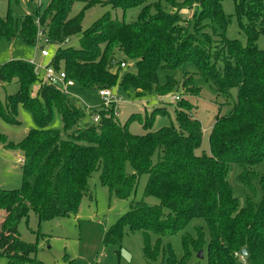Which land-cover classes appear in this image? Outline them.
<instances>
[{
    "label": "trees",
    "instance_id": "trees-1",
    "mask_svg": "<svg viewBox=\"0 0 264 264\" xmlns=\"http://www.w3.org/2000/svg\"><path fill=\"white\" fill-rule=\"evenodd\" d=\"M17 1L6 0L8 5ZM80 1L50 0L43 11L36 9L35 17L25 16L20 29L7 9L0 18V40L20 38L36 44L35 18L42 26L49 18L43 34L57 46L49 66L63 70L81 90L118 87L123 93L154 92L159 98L180 89L184 96H197L198 76L219 95L235 90V102L227 115L215 117L209 155H198L201 125L182 93L171 104L175 120L171 127L151 132L156 117L169 115L164 109L144 117L132 115L120 125L113 107L92 111L91 116L100 115L99 122L80 126L84 112L36 77L31 64L11 61L0 66V86L18 85L15 94L6 96L5 107L0 102L1 120L19 125L21 106L35 125L18 143L0 134V146L19 152L23 160L20 188L0 189V258L6 264H41L35 260L36 245L20 240V222L30 212L39 223L75 215L82 199H91L88 181L98 172L99 184L120 200L130 198L139 178L146 175L143 196L159 202L153 207L143 200L132 203L105 232L104 245L119 246L127 227L130 233L143 235L147 263L161 259L160 264H188L206 245L207 264H240L234 255L243 250L250 264H264V51L255 45L264 38V0L234 1L245 44L225 37L231 17L222 11L223 0H108L123 14L140 8L137 19L125 22L105 15L84 32V11L100 1L87 2L71 17L72 6ZM184 10L193 11L192 23L182 17ZM74 37L77 48L62 46ZM126 63H133L135 71L120 67ZM184 66L192 67L194 75L184 73L178 82L167 76L159 82L158 70L174 73ZM53 111L60 115L61 131L48 129ZM134 120L143 135L130 133ZM232 166L239 168L236 179L246 192L243 206L228 181ZM193 220L203 226L194 228V236L181 237L178 258L162 240L182 232ZM150 233L157 237L154 244L148 240Z\"/></svg>",
    "mask_w": 264,
    "mask_h": 264
},
{
    "label": "rangeland",
    "instance_id": "rangeland-1",
    "mask_svg": "<svg viewBox=\"0 0 264 264\" xmlns=\"http://www.w3.org/2000/svg\"><path fill=\"white\" fill-rule=\"evenodd\" d=\"M92 0H82L75 3L70 11V16H75L84 10L87 2ZM99 4H95L84 11V18L81 23L82 32L89 29L103 16L108 15L112 19L124 20L125 22H133L137 19L140 8L127 11L125 14L121 10H113L108 4V0H99ZM234 1L223 0L221 3L222 11L225 15L231 17L230 24L225 30V37L229 40H237L245 44V39L239 30V24L234 17ZM50 0H18L8 5L6 0L0 1V18H4L7 9L16 24V29H20L21 22L25 16L35 17V11L40 8L43 11ZM193 11H182V17L192 23ZM36 24V44H27L20 38L0 40V66L11 61H23L26 63L33 62L35 65L45 68L49 66L56 55L57 46L50 43L45 44V34H43L49 18L42 26L35 18ZM245 24V22H242ZM256 47L264 51V38L260 37L256 41ZM63 46L72 48L78 47V38L74 37L66 42ZM45 48L47 57L42 58L40 48ZM125 70L134 72V64L126 63ZM184 73L194 75V70L190 66H184L176 72H164L158 70V79L163 83L166 77H174L178 82ZM196 86L200 90L197 96L185 95L178 89V92H172L165 97L157 98L154 92L145 93L138 96L134 91L130 90L123 93L118 87L112 90V94L120 96L122 102L114 108L117 115L118 124L123 125L132 115H140L144 117L150 114L154 109L166 110L168 116H158L153 122L151 132L163 127H171L175 125L174 107L175 103L170 101L169 97H175L182 93L184 100L191 104L192 117L197 120L202 129V142L200 149L196 152L198 155L208 156L209 145L208 136L217 115H227L235 102L236 91L232 90L229 95L217 94L210 84L205 83L201 78L195 76ZM55 88L63 91L62 87L57 84ZM36 87L31 88V96L35 97ZM18 85L14 82L10 85L0 86V102L5 107L6 96L13 95L17 92ZM67 98L77 108L84 112L85 116L80 122V126L92 123L91 112L100 111L102 109V101L98 96V90H81L76 86L67 90ZM86 108V109H85ZM17 121L19 125H10L3 122L0 118V134L6 136L7 140L12 143L20 142L28 131L33 130L35 125L31 115L21 106L17 108ZM52 131H61L60 115L53 111V120L48 127ZM129 131L132 135L141 136L144 134L141 125L134 120L129 125ZM21 155L17 151L6 150L0 146V189L15 190L21 186ZM128 172H131L128 169ZM239 174V168L232 166L228 175V181L233 190L234 196L239 200L240 206H243L246 192L241 187L236 177ZM148 177L143 175L139 178L134 194L127 200H120L114 196H110L107 189L99 184V173H94L88 181V187L91 199L86 196L82 199L78 212L64 218H56L50 221L38 222L33 213L28 214L27 220L20 222L18 233L20 240L26 244L36 245L35 260L41 264H151L147 263L143 257L144 238L139 232L130 233L127 227L123 229V237L119 246H111L103 244L105 232L113 226L119 218L130 210L132 203L144 201L149 206H157L158 200L153 197H144L143 190ZM3 214L0 213V225ZM203 226L200 220H193L182 232L164 238L163 245H169L174 254L180 258L182 256L181 237L185 234L194 236V228ZM206 243L208 236H205ZM150 244H154L157 237L154 234L148 235ZM118 252V254H117ZM202 259H196L192 256L188 264H207L205 253L206 245L202 247ZM161 259L156 264H160ZM0 264H6L4 258H0ZM244 264H250L245 258Z\"/></svg>",
    "mask_w": 264,
    "mask_h": 264
},
{
    "label": "built area",
    "instance_id": "built-area-1",
    "mask_svg": "<svg viewBox=\"0 0 264 264\" xmlns=\"http://www.w3.org/2000/svg\"><path fill=\"white\" fill-rule=\"evenodd\" d=\"M46 43H48V41L45 39V44ZM64 44H62V46ZM40 55L42 58H46L48 56L45 48H43V47L40 48ZM29 64H31L34 67L33 73L36 77L42 79L45 83L52 85L54 87H55V85L59 84L63 89V91H62L63 95L68 96L67 90L72 88L74 86V83L70 79H68L66 73L63 70L55 71L51 66L41 68V67L35 65L33 62H30ZM120 67L125 68V65L121 64ZM98 96L100 97V99L102 101V109L101 110H103L104 112H107L108 109H110L112 107H113V111H114V108L117 107V105H119L122 102V99L120 96H117L116 94H112V90H108V89L99 90ZM169 100L177 102V101H179V97L178 96L169 97ZM114 116H117V115L114 113ZM91 117H92L93 123H98L100 120V115H98V114H95ZM20 162L23 163V160L21 159ZM234 256H235V258L238 259L240 264H244L245 258L241 255V253L235 254Z\"/></svg>",
    "mask_w": 264,
    "mask_h": 264
},
{
    "label": "water",
    "instance_id": "water-1",
    "mask_svg": "<svg viewBox=\"0 0 264 264\" xmlns=\"http://www.w3.org/2000/svg\"><path fill=\"white\" fill-rule=\"evenodd\" d=\"M241 255L244 257V258H247V253L245 250L241 251ZM203 258V255H202V252L199 251L196 255V259H202Z\"/></svg>",
    "mask_w": 264,
    "mask_h": 264
},
{
    "label": "crops",
    "instance_id": "crops-1",
    "mask_svg": "<svg viewBox=\"0 0 264 264\" xmlns=\"http://www.w3.org/2000/svg\"><path fill=\"white\" fill-rule=\"evenodd\" d=\"M21 161V160H20Z\"/></svg>",
    "mask_w": 264,
    "mask_h": 264
}]
</instances>
